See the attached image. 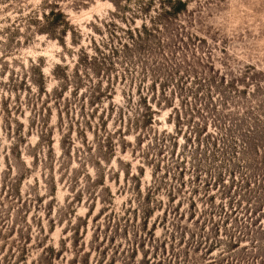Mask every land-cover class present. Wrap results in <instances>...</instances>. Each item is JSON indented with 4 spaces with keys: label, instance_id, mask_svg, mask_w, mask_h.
<instances>
[{
    "label": "rangeland",
    "instance_id": "obj_1",
    "mask_svg": "<svg viewBox=\"0 0 264 264\" xmlns=\"http://www.w3.org/2000/svg\"><path fill=\"white\" fill-rule=\"evenodd\" d=\"M0 264H264V0H0Z\"/></svg>",
    "mask_w": 264,
    "mask_h": 264
},
{
    "label": "trees",
    "instance_id": "obj_2",
    "mask_svg": "<svg viewBox=\"0 0 264 264\" xmlns=\"http://www.w3.org/2000/svg\"><path fill=\"white\" fill-rule=\"evenodd\" d=\"M178 5H179V7L180 8H185V5H184V3H182L181 1H179V3H178ZM51 14V13H50ZM46 18V21H47V17H45ZM146 102V101H145ZM147 108H150V106H148ZM148 110H150V109H148ZM151 120H152V118H150Z\"/></svg>",
    "mask_w": 264,
    "mask_h": 264
}]
</instances>
